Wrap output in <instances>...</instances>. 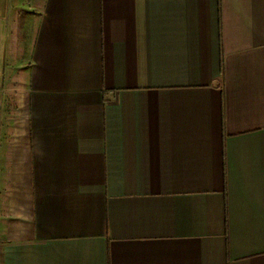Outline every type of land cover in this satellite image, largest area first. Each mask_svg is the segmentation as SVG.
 I'll use <instances>...</instances> for the list:
<instances>
[{
    "label": "crops",
    "instance_id": "crops-1",
    "mask_svg": "<svg viewBox=\"0 0 264 264\" xmlns=\"http://www.w3.org/2000/svg\"><path fill=\"white\" fill-rule=\"evenodd\" d=\"M0 54V264H264V0H0Z\"/></svg>",
    "mask_w": 264,
    "mask_h": 264
},
{
    "label": "rangeland",
    "instance_id": "rangeland-1",
    "mask_svg": "<svg viewBox=\"0 0 264 264\" xmlns=\"http://www.w3.org/2000/svg\"><path fill=\"white\" fill-rule=\"evenodd\" d=\"M19 52V50H17ZM1 68H2V55L0 54V86H1V81H2V76H3V73L1 71ZM15 77L12 78L15 79L17 77V73H14ZM18 79V78H17ZM13 83V82H12ZM2 89L0 88V91ZM0 109H1V105H0ZM0 118H1V113H0ZM2 172V168H1V160H0V173ZM0 190H1V186H0ZM3 201V197H2V192H0V206H1V202Z\"/></svg>",
    "mask_w": 264,
    "mask_h": 264
}]
</instances>
